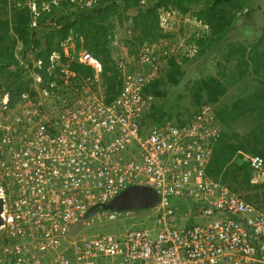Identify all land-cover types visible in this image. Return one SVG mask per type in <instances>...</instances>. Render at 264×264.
Returning <instances> with one entry per match:
<instances>
[{"label": "built area", "instance_id": "obj_1", "mask_svg": "<svg viewBox=\"0 0 264 264\" xmlns=\"http://www.w3.org/2000/svg\"><path fill=\"white\" fill-rule=\"evenodd\" d=\"M175 16L162 15L164 30ZM193 22L197 37L210 31L201 19ZM178 48L169 40L145 43L140 70L124 58L115 60L123 87L108 102L102 60L68 38L63 53L53 51L48 64L36 62L53 78L36 73L35 89L15 104L10 91L3 94L0 241H8L0 244V264H103L102 257L112 258L111 264H264V212L208 173L222 134L214 106L204 104L183 124L146 127L156 101L146 86L160 77L170 56L198 51L196 44L182 54ZM74 63L93 74L74 69ZM136 141L139 155L124 157ZM245 158L251 182L263 183L264 157ZM136 185L159 195L158 230L141 226L124 234L73 237L84 223L128 215L101 204Z\"/></svg>", "mask_w": 264, "mask_h": 264}, {"label": "trees", "instance_id": "obj_2", "mask_svg": "<svg viewBox=\"0 0 264 264\" xmlns=\"http://www.w3.org/2000/svg\"><path fill=\"white\" fill-rule=\"evenodd\" d=\"M93 1V5L85 6L79 0H60L58 4L52 0H0V91H10L13 104L19 102L23 92L31 90L34 80L30 75L31 71L34 74L42 72L46 80L53 78V75L47 73L46 68L40 70L36 62L42 60L44 64H48L52 52L56 50L62 52V43L68 38L76 41L78 50L87 49L102 60L106 100L112 101L123 87V79L111 47L115 40L116 16L119 21L124 18L132 20L134 36L127 39L126 43L130 52L138 56L140 48L145 43H160L173 39L174 32L164 30L161 26L160 21L164 13L175 12L182 19L189 16L201 19L210 27V31L200 38L196 34L190 37V44L198 46L196 55L199 56L235 29L236 17L246 2V0ZM33 3L37 5V13L33 11ZM192 9L195 11L190 13ZM252 11L253 9H250L249 13L243 16L249 17ZM130 12H135V15L130 17ZM263 42L264 37L257 46ZM237 52L244 63V67L240 69V76L253 66L254 73L264 77V52L262 55L257 54L259 61L255 66L248 57V48L243 46L240 52L239 50ZM182 58L185 61L191 60L190 56L184 54ZM72 67L84 74H93V69L85 65L74 63ZM161 67L160 77L146 86V93L153 92L156 96H162L161 86L167 77L173 84L180 83L183 73L177 56H170L167 65ZM228 78V75L222 74V79L208 76L196 81L193 87L196 102L217 103L228 91V84L225 82ZM235 81L233 77L230 83ZM204 95L206 100L203 99ZM159 111L160 108L153 104L152 110L147 114L149 123L146 122V127L150 122L165 121L163 115L165 113L161 111L163 112L161 115L158 114ZM216 111L222 122L223 132L216 142L208 173L216 179L221 178L233 191L264 210V183H251L253 170L244 154L264 157V88L252 97L236 101L229 110ZM249 112H257V122L248 133L241 135L227 130L232 119ZM178 120L181 124L184 123L180 114Z\"/></svg>", "mask_w": 264, "mask_h": 264}, {"label": "rangeland", "instance_id": "obj_3", "mask_svg": "<svg viewBox=\"0 0 264 264\" xmlns=\"http://www.w3.org/2000/svg\"><path fill=\"white\" fill-rule=\"evenodd\" d=\"M83 5H93V0H79ZM53 3L58 4L60 0H52ZM33 11H36V3L32 4ZM47 7V6H46ZM196 10V8H193ZM191 10L193 11L195 10ZM198 9V8H197ZM253 9L249 17L243 16L245 13H249V10ZM236 17L235 29L227 33V35L221 40L216 42L210 49L204 54L194 55L191 60L185 61L181 56L177 57V61L181 63V71L183 76L180 78L179 84H173L169 77L165 79V83L162 84L161 90L162 96H156L160 104L155 105L160 108L158 114H163L165 121H170L175 124H179L178 115L181 118L191 117L196 111H198L204 104H199L194 99L193 87L196 81L203 77L215 76L222 79L223 75H228V91L225 96L214 104L216 110L226 109L229 110L232 105L242 98L252 97L262 88H264V77H260L254 73V68L251 66L247 72L240 76V69L244 67L241 56L237 52L241 50L243 46L248 48V57L250 62L255 66L259 61L257 54L262 55L264 52V42L257 46L262 37H264V0H246L242 6V10ZM35 13V12H34ZM135 12H130V17H133ZM116 25L114 28L115 40L111 44L113 50V57L115 60L124 58L127 63H131L133 70H140V64L138 55L132 54L129 50V45L126 43L127 39H131L134 36V30L131 28V19L124 18L119 21L117 16L114 18ZM192 19V20H190ZM185 20H189L185 22ZM194 18L190 16L186 19H182L179 16H175L173 21H170L171 27L168 31L174 32L173 39H169V42L175 47H179L180 53L190 51V37L195 30ZM186 23V24H185ZM188 23V24H187ZM155 43V42H154ZM241 54V53H240ZM238 55V56H237ZM247 57V58H248ZM163 66L167 65V60L162 63ZM164 68V67H163ZM33 78L35 74L31 71ZM236 79L235 82L230 81ZM36 81L32 82L31 86ZM36 87V85H34ZM32 86L33 89L35 87ZM104 88L106 86H103ZM0 91V98L3 96ZM206 100V95L203 97ZM163 111V112H161ZM172 114V116H169ZM168 116V117H167ZM187 118V119H188ZM158 123L163 121H157ZM257 122V112H249L247 114H241L236 119H232L227 126L229 132H236L244 135L248 133L254 124ZM148 125L147 127H149ZM141 147L136 141L129 145L122 155L124 157H132L133 155H139ZM176 209L178 206H174ZM203 218L199 217L197 221H202ZM161 222L157 220L156 208L151 207L148 209H136L132 210L128 215L120 216L113 220L104 219L101 222H96L91 225L83 224L79 232L75 233L73 237L81 239L84 237H94L99 235L108 234H124L135 227L147 226L152 231L158 230L161 226ZM8 240H1L0 244L6 243ZM101 260L104 263H112V258L102 257Z\"/></svg>", "mask_w": 264, "mask_h": 264}, {"label": "water", "instance_id": "obj_4", "mask_svg": "<svg viewBox=\"0 0 264 264\" xmlns=\"http://www.w3.org/2000/svg\"><path fill=\"white\" fill-rule=\"evenodd\" d=\"M158 199L159 195L153 188L136 185L124 190L110 203L101 204V207L118 210L148 209L154 207ZM78 227L79 224L74 225L72 231Z\"/></svg>", "mask_w": 264, "mask_h": 264}, {"label": "clouds", "instance_id": "obj_5", "mask_svg": "<svg viewBox=\"0 0 264 264\" xmlns=\"http://www.w3.org/2000/svg\"><path fill=\"white\" fill-rule=\"evenodd\" d=\"M35 12L37 13V9H36ZM207 33H208V32H207ZM205 35H206V33L204 34V36H205ZM5 92H6V91H4V93H5ZM4 93H3V94H4ZM2 97H3V96H1L0 100L2 99ZM207 103L212 104L213 106H214V104H215V103H211V102H207ZM207 103H206V104H207ZM215 106H216V105H215ZM215 106H214V111H215V114H216V116H217V118H218V120H219V124H220L221 130H222V132H223V129H222V122H221V120H220V118H219V116H218V114H217V111H216V109H215ZM200 109H201V108H200ZM200 109H199V110H200ZM199 110H198V111H199ZM198 111H196L194 114H196ZM191 117H192V116H191ZM191 117H189V118H191ZM189 118H188V119H189ZM156 122H157V121H156ZM166 122H167V121H166ZM157 123H158V122H157ZM184 123H185V121H184ZM216 142H217V141H216ZM215 145H216V143H215ZM214 148H215V146H214ZM244 154L249 155L248 153H244ZM251 179H252V178H251ZM251 183H252V182H251ZM263 183H264V182H263ZM260 184H262V183H260ZM158 200H159V199H158ZM157 202H158V201H157ZM156 204H157V203H156ZM155 206H156V205H155ZM155 206H154V207H155ZM117 210H118V209H117ZM127 211H132V210H127ZM262 211L264 212V210H262ZM77 229H78V228H77ZM77 229H76V230H77ZM76 230H75V231H76ZM76 239H77V238H76Z\"/></svg>", "mask_w": 264, "mask_h": 264}, {"label": "crops", "instance_id": "obj_6", "mask_svg": "<svg viewBox=\"0 0 264 264\" xmlns=\"http://www.w3.org/2000/svg\"><path fill=\"white\" fill-rule=\"evenodd\" d=\"M77 45V44H76ZM159 97V96H158ZM158 104V106H159V104H160V102H159V100H157V97H156V101H155V103L154 104ZM161 115H162V113H161ZM160 116V115H159ZM187 118L188 117H186V118H184L183 120L186 122L187 121ZM163 122H166V121H163Z\"/></svg>", "mask_w": 264, "mask_h": 264}]
</instances>
